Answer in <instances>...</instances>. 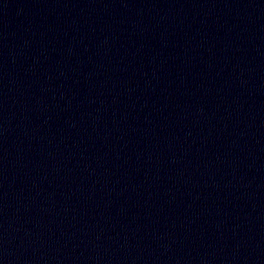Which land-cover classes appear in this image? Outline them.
Returning a JSON list of instances; mask_svg holds the SVG:
<instances>
[{"label": "water", "instance_id": "95a60500", "mask_svg": "<svg viewBox=\"0 0 264 264\" xmlns=\"http://www.w3.org/2000/svg\"><path fill=\"white\" fill-rule=\"evenodd\" d=\"M0 264H264V0H0Z\"/></svg>", "mask_w": 264, "mask_h": 264}]
</instances>
